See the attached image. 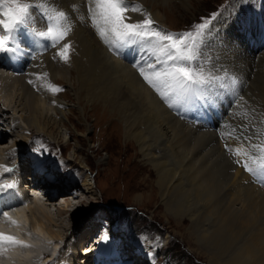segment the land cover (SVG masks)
Segmentation results:
<instances>
[{"label":"bare ground","instance_id":"6f19581e","mask_svg":"<svg viewBox=\"0 0 264 264\" xmlns=\"http://www.w3.org/2000/svg\"><path fill=\"white\" fill-rule=\"evenodd\" d=\"M137 1H140L142 6L147 3V0ZM132 3V0H128V15L132 22L150 16L159 25V28L160 26L163 28V17L159 12L154 13L147 8L135 12L131 9ZM30 4L33 5L30 13L34 23L28 28L17 29L15 33L20 50L15 54H9L10 60L8 57H0V150H6L10 145L12 137L10 135L11 138H7L5 134H8L9 131L16 132L19 129L18 126H21L16 121L17 119L9 121L11 120L9 117L11 108L7 106L11 104L8 98L13 92V90L11 91L13 83L20 87V90L18 89L20 91V106L22 105V109L27 113L24 123L32 127L35 134L44 132L56 140L67 138L66 130L71 126L64 124L69 120V116L65 112L68 110L66 109L68 104L61 95L57 96L50 89L51 80L55 82L60 78L73 89L74 99L82 115L86 113V106L91 105L93 110L98 111L99 108H102L103 113L106 112V115L118 119L117 123L112 126L122 132L126 143L128 142L127 145H131V148L135 150V156L140 163L150 170L146 172L147 174L142 180V185L144 184L148 188L149 193L135 192L136 201L141 202L148 196L156 197L161 201L166 215L175 219L180 225L188 221L189 226L185 233L189 238L190 246L195 247L199 252H204L210 264H264V191L256 187L253 180L244 171L246 163L249 167L257 165L256 161L246 152L244 140L236 137L238 133L232 134L224 127H221L220 130H217L216 127L208 130L205 123L197 124L196 129L191 127L196 122L195 115H199V119L202 116L205 122L208 121V118H213L209 113L211 112L210 107L202 103V100H200L201 104L198 101L192 104L193 108L201 106L196 107L195 115L191 104L187 106L175 105L180 107L185 116L178 115L177 112L170 109L159 94L153 93L151 86L141 77L138 68L134 66L139 62H149L146 58V51L142 52L136 46L121 48L117 51L116 45L106 44L99 36L88 12L89 7H94L91 0H30ZM41 4L65 12L66 17L60 24L62 27L70 28V31L63 40L53 42L50 39L38 38L33 35V28L36 31H46L49 23L46 18L47 13L37 7ZM1 16L3 15L0 12ZM3 18L5 19L4 16ZM0 20L3 19L0 18ZM0 30V35L6 34L2 25H0ZM237 36L239 37V34ZM65 43L71 45L67 62L57 55ZM238 44L234 43L232 46L237 47ZM147 56L149 55L147 54ZM249 56L243 59L245 67L249 68L251 84L245 98L254 103L255 98L260 101L264 100V76L259 73L261 67L264 70V52L262 51L256 65L250 63L253 58ZM260 59L263 60L262 63H260ZM11 60L12 63H10ZM263 70L262 72H264ZM224 98H226L225 95ZM239 99L242 101L244 98L240 97ZM231 105L229 118L235 123L247 108L239 114L240 107H237L235 102H232ZM57 115H60V119L56 118ZM258 118L260 121L259 116ZM214 123L216 124L215 120ZM7 125L11 127V130L7 129ZM3 126L6 128L3 129ZM110 129L112 130V128ZM30 134V138L27 140L31 144V141L34 140ZM254 136L256 135L254 134ZM226 141L229 143L228 150L223 148V143ZM28 150L24 149L22 153L11 150V152L13 151L12 162L10 159H7L6 163L0 162V171L3 167L13 170L10 183L15 182V187L11 190L16 194L13 197L11 194L5 195L3 199H0V232L8 235L13 232V235L19 236L23 240V248L22 245H4L6 254L0 255V264H35L36 257L48 255L49 252H46L47 242L44 239L54 242L55 239L59 240L60 235L52 234V240L43 238L41 232H43L44 224L35 219V225L39 231V237L36 236V231L33 232L28 230L29 227L26 228L28 222L25 209L30 206V210L33 213H39L38 216H42L40 218L43 221L48 214L41 205V198L38 195L49 203L52 202L51 198L58 201L61 197L56 194H60V192L71 193L68 198L70 196L72 198V189L76 186V182L82 180V175L79 177L77 175L65 176L61 182H66V184L58 183L60 176H63L64 173L57 177V181L56 176L54 177L57 170L52 167L55 158L46 160V157L51 155L50 150L42 152L44 155H40L42 161L39 165L34 164L33 160H30L33 163L22 161L29 158L26 156L27 154L39 156L38 152H28ZM38 150L40 151V149ZM237 150L239 155L236 154ZM237 159L239 163H237ZM0 161L4 162L5 160ZM73 169L75 168L73 167ZM42 176L54 178L53 184L45 185L35 181ZM260 180L264 182L262 176ZM84 186L89 191H93V182L88 175ZM31 192L34 194L31 195ZM74 196L76 197V195ZM18 198H21L22 203L24 201L25 203L16 204ZM4 201H7L5 204L8 207H4ZM57 205L60 208L64 206L62 208L66 210L71 205V201H63ZM4 212L7 213V216L3 215ZM63 212L60 213L64 214ZM4 220L6 224H4ZM101 226L99 228L102 232L101 241L97 242L92 237L89 242L90 247H87V253L91 256L88 264L92 260H95L94 264H110L109 258H111V264H125L127 260L119 248L127 249L128 242L121 239L123 243L119 245L115 243L116 250L111 246L112 243L108 244L111 242V238L104 228L105 225ZM9 229L11 231H8ZM99 229L92 236L98 238ZM105 236L108 239L103 242ZM102 242L105 244V249H101L103 246H100V249L94 248V246L99 247ZM197 247L201 248V251ZM56 250L58 249L56 248ZM91 250L105 253L106 258L102 257L103 261L98 257L102 263L98 262ZM65 251L69 250H62L61 253L58 251L57 255L55 252L49 254L54 257L49 264H64L60 257ZM125 251L128 252V250ZM71 258L65 259V263L70 264L75 260L72 261ZM126 264L139 263L129 262Z\"/></svg>","mask_w":264,"mask_h":264},{"label":"rangeland","instance_id":"374dc122","mask_svg":"<svg viewBox=\"0 0 264 264\" xmlns=\"http://www.w3.org/2000/svg\"><path fill=\"white\" fill-rule=\"evenodd\" d=\"M25 2L30 3V0H25ZM137 2L138 1H133L131 9L138 8ZM143 7L154 13L159 12L161 14L163 17L162 26L166 27V29L164 28V30H161L166 32L170 29H172L170 32L173 33H182L186 31L195 32L196 25L205 22L208 23V28L204 30L207 40L203 46L201 60L198 61V63L204 68L205 74H208L210 71L214 75L224 77V79L219 82L228 81L229 87L233 90L237 89L233 97L242 95L241 97L244 98L242 102L239 101L238 107H241L243 103L245 105L243 106L252 112V115L246 118L248 120H241L240 122L236 121L233 123L230 119L227 124L228 130L233 127L238 130L240 139L244 141L248 140V142L249 140L252 141V143L244 145L245 149L251 144L255 146H259L258 144L264 145V119L262 121L264 109H261L262 107L264 108V100L260 101L258 98H255V105L253 101L245 98L248 87L251 84L249 68L245 67L243 62V59L250 55L249 57L252 56L251 58H253L252 61L249 59L250 63L256 65L262 51L264 52V0H147V3ZM0 18L4 19L3 16ZM157 26L155 22V27ZM168 27L170 29H168ZM238 34L239 37L237 36ZM234 43L239 44L237 47H234L232 46ZM147 54L146 52V58L148 57L151 59L152 57L149 54V56H147ZM240 59H242L241 63ZM260 60V63H262L263 60ZM154 62L153 58L149 60V63ZM262 70L263 67H261L259 73L261 76H264ZM252 75V77H254V74ZM231 78L236 80L234 85L231 83ZM50 84L59 86L61 90L56 91V95H61L62 99L68 104L66 109H70L69 111H65L66 115L69 116V120H67L68 123L66 121L65 123L63 122L66 125H71L70 128L66 130L68 133L66 136L67 138L65 140H56L49 134H44V132L35 134L34 129L24 123L27 113L22 109V105L20 106V87L17 85L15 86L13 83L11 87V91L13 90V92H11L12 94H10V98H8L11 102V104H9L10 106H7L11 108L10 116H8L11 117V120H9L10 122L16 119V121L19 122L20 119L19 125L21 126H18L19 129L16 132L9 131L8 134H5L7 138L12 137L10 145L8 149L4 151L0 150V160H5L4 162H0L6 163L7 159L11 160L13 153L11 150L22 153L24 149H29L28 152H37L35 150L40 149V152L44 153V151L49 149L51 155L46 157L47 161L55 158V160L58 159L57 162L61 164L65 159H68L72 163V168L74 167L76 169L75 175L78 177L79 175L83 176L82 180L76 182L77 184L74 187L75 190L79 189V194L76 195V197L72 196L71 198L70 196V198H68L71 193L60 192V194L56 195H59L61 198L58 201L51 198L52 202L49 203L45 201L46 199H42V196L38 195L41 198V205L49 216L46 218L44 217L43 221L40 218L42 216H38L39 213H33L30 210V206L28 208L26 207L28 211L25 209V213H27L28 230H32L33 232L36 231V236L39 237V231L36 228L35 219L40 220V222L44 224L43 232H41V235L44 236L43 238L52 240V234L57 233L60 235L59 240L55 239L54 242L44 239V241L47 242L46 252H49L48 255L52 254L49 251L48 245H52L53 253L66 249L69 250V253L65 251L62 252L63 255L61 254L62 257H60V259L64 264H66L65 259L71 257L72 261L75 260L70 264H88L91 256L87 253V247H90L89 242H91L92 237L94 239L92 235L103 225L97 217L93 216L97 210V212H105L107 214L106 218L111 216L115 218V221L120 220L124 223L125 227L123 226V228L121 227L120 229L121 234L127 231L126 225L128 224L131 226L130 223H132L133 228L137 226L138 231L145 235L161 239L166 245L170 240L166 248V256L172 257L173 264H210L204 252H199L195 247L190 246L189 238L185 233L189 226L188 221L182 225L178 224L175 219L165 214L164 208L161 206V201L156 197L152 198L148 196L141 202L135 200V192L149 193L148 188L144 186V184L142 185V180L147 174L146 172L150 170H147L146 166L140 163L139 159L135 156V150L131 148V145H127L128 142L126 143L122 132L115 126H112V124L115 125L117 123L118 119L114 116L106 115V112L103 113L104 110L102 108H99L98 111L93 110L94 108H92L91 105L86 106V113H84L83 115L85 116H83L74 99L73 89L69 87L67 82L58 78L55 82L51 80ZM215 85L218 86L217 84ZM219 88L224 89V86ZM211 100L212 99H209L210 106L216 109L215 102ZM256 115L260 117V121H258L259 118ZM56 118L60 119V115H57ZM2 128L5 129L6 127L3 126ZM110 128H112V130ZM245 130L249 131L246 132ZM251 130H255V132ZM31 132L32 134H30ZM28 133L34 140H30L31 144L28 143L29 141L27 140L30 138ZM254 134L256 136H254ZM244 135L247 138H244ZM60 151L64 153L66 158L60 154ZM259 155H261L264 161V155L261 153H259ZM26 156L29 158H25V160H22L23 162L33 163L34 161V164H41L42 160L40 155L36 157L27 154ZM30 160L33 161L30 162ZM10 162H12V160ZM59 165L52 164V167L57 170L54 177L56 176L55 178L57 180V177L64 173L63 176H60L58 183L65 185L66 182L62 183L61 181L63 179L61 178L65 177L64 175L70 177V173L62 172V170L58 168ZM67 166L70 165L68 164ZM87 175L93 182L94 188L92 192L84 186ZM74 189H72V191H75ZM32 194L34 193L31 192V195ZM67 200L71 201V205L68 209L64 210L62 208L64 206L60 208L57 205ZM108 223L110 224L111 220H108ZM105 225L107 224L105 223ZM113 229H115V227H113ZM27 232L29 233V231ZM109 234L111 242L113 241L111 246L115 249L117 245L114 240L118 245L123 243V241L128 242L126 240L128 236H123L121 238L122 241L121 239L116 240L113 231ZM75 236V243L72 246V239H74ZM63 239L64 242L62 243ZM104 241L106 240H103V242ZM103 242L99 247L94 246V248L100 249V246H103L101 249H105V244ZM61 244L62 246L59 247ZM56 248L58 250H56ZM197 248L201 251V248ZM93 250L91 251L95 254L98 262L102 263L106 258L105 253ZM128 253L129 252H127V254ZM164 253L165 252H162L161 255ZM98 257L101 258L102 261L99 260ZM102 257H104V259ZM36 258L35 264H39L40 262L42 264V260L38 261V258ZM108 260L111 264V258ZM94 261L92 260L89 264H94ZM139 264L144 263L142 262Z\"/></svg>","mask_w":264,"mask_h":264},{"label":"snow or ice","instance_id":"6c2138e0","mask_svg":"<svg viewBox=\"0 0 264 264\" xmlns=\"http://www.w3.org/2000/svg\"><path fill=\"white\" fill-rule=\"evenodd\" d=\"M10 2L11 6L4 9L2 15L5 19L0 20L5 35H0V54H15L18 47L16 31L34 23L30 9V3H22L20 0H0V4ZM94 7H89L88 12L93 26L97 29L99 36L106 44L116 45V50L136 46L140 51H146L154 63L139 62L134 66L138 68L143 79L165 100L169 107L176 104L190 105L196 101L204 100L206 90H210L217 82L224 77L214 75L212 72L205 74L204 68L198 61L201 60L203 46L207 40L205 29L208 23H201L195 26V32L186 31L173 33L159 30L155 27V21L150 16L143 20L132 22L128 15V0H91ZM47 13L49 21L46 31L32 29L34 36L47 38L53 42H59L67 37L70 28L62 27L60 22L65 19L66 14L46 4L37 5ZM139 11L140 9H133ZM111 37V39H110ZM71 48L65 43L59 49L57 55L65 62L68 60V53ZM234 85L236 80L231 78ZM227 86V85H225ZM52 91H60L59 86L50 85ZM226 149L229 147L225 145ZM264 152V145L257 146ZM39 155H43L38 149ZM237 155L239 151L237 150ZM239 163V161H237ZM245 169L249 172L264 174V161L259 169L249 167L246 163ZM6 172L11 169L5 167ZM13 183L0 184V199L10 195ZM7 216V213H3ZM108 239L107 236L104 237ZM23 244L14 236L0 232V247L3 245Z\"/></svg>","mask_w":264,"mask_h":264}]
</instances>
